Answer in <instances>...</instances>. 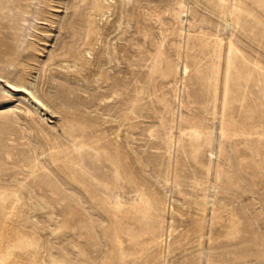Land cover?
I'll use <instances>...</instances> for the list:
<instances>
[{
    "label": "rangeland",
    "instance_id": "obj_1",
    "mask_svg": "<svg viewBox=\"0 0 264 264\" xmlns=\"http://www.w3.org/2000/svg\"><path fill=\"white\" fill-rule=\"evenodd\" d=\"M0 264H264V0H0Z\"/></svg>",
    "mask_w": 264,
    "mask_h": 264
},
{
    "label": "bare ground",
    "instance_id": "obj_2",
    "mask_svg": "<svg viewBox=\"0 0 264 264\" xmlns=\"http://www.w3.org/2000/svg\"><path fill=\"white\" fill-rule=\"evenodd\" d=\"M26 13H28V14H31V15H33V16H35L36 17V14H35V11L33 10V9H30V10H27V12ZM25 21H29V19H27V18H25L24 19ZM9 63H10V65H13L14 64V61L12 62H10L9 61ZM14 87H17V88H20V89H22V90H26V91H29L31 94H33V92H31L26 86H24V85H15V84H12ZM33 98H34V100H35V104L37 105V106H39V107H47L46 106V104L41 100V99H39L36 95H34L33 94Z\"/></svg>",
    "mask_w": 264,
    "mask_h": 264
}]
</instances>
